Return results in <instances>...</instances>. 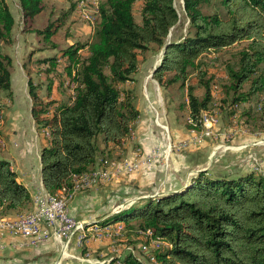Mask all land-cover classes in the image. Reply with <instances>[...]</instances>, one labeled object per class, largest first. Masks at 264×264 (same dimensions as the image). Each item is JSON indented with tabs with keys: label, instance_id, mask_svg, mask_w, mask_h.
<instances>
[{
	"label": "trees",
	"instance_id": "1",
	"mask_svg": "<svg viewBox=\"0 0 264 264\" xmlns=\"http://www.w3.org/2000/svg\"><path fill=\"white\" fill-rule=\"evenodd\" d=\"M210 1L182 0L187 32L180 41L166 42L169 31L178 23L173 0H99L93 23H89L90 40L57 50L64 60L63 72L74 84L70 101L59 103L46 116L55 101L43 102L39 96L41 84L27 79L29 114L37 131L45 134L39 164L41 184L49 199L65 194L70 201L77 191L74 181L91 173L98 157L102 159L96 166H102L107 148H122L139 112L132 93L118 87L133 79L138 56L151 46L163 51L151 77L163 88H186L188 129H202V113L214 100L213 77L199 62L203 53H218L246 42L225 65L221 89L227 100H221L229 115L234 116L239 105L264 94V0H217L222 12L204 13L201 8ZM135 2H139L137 21L132 13ZM17 3L22 24L31 29L44 10L42 0ZM75 5L55 23L48 22L42 30H29L49 43L37 51L56 48L50 39ZM13 26L7 4L0 0V92L8 98L12 96V61L3 47L13 42ZM39 61L48 62L53 69L56 57ZM191 73H196L195 87L201 90L200 96L194 93L195 87L187 85ZM46 91L47 96L51 81ZM255 112L258 117L252 124L258 122L264 133V102ZM30 202L28 191L0 157V217L30 212ZM115 224L122 225L125 247L141 241L142 250L158 240L160 245L143 252L154 264H264V178L252 169L214 176L199 171L183 191L161 193L126 209L104 213L96 227ZM108 264L143 263L127 252Z\"/></svg>",
	"mask_w": 264,
	"mask_h": 264
},
{
	"label": "rangeland",
	"instance_id": "2",
	"mask_svg": "<svg viewBox=\"0 0 264 264\" xmlns=\"http://www.w3.org/2000/svg\"><path fill=\"white\" fill-rule=\"evenodd\" d=\"M97 1L99 0H92L95 12ZM5 2L13 17L14 26L12 30L13 42L10 46L3 47V52L9 55L12 61L10 80L17 99L15 97L16 100H13L12 96L8 98L7 95L0 92L1 158L5 156L3 146L5 148L6 142L3 132L6 130L8 132L18 131L17 134H9L11 137L17 135L14 140L18 139L31 143H35L33 133H36L38 134L36 140L39 146L42 145V140L45 138L44 132L37 131L34 126L33 133L32 131L29 132L28 137V123L25 114L27 115L26 112L30 108V102L26 97L27 89L23 85L24 79L29 78L33 84H41L39 96L43 102L55 101L48 108L46 114V116L51 115L56 105L70 101L74 87L70 77L63 72L64 60L60 59L57 50L76 41L88 42L92 33L89 23L82 20L77 13L76 6H81V0H42L44 10L36 18L35 23L30 26L31 29L22 24L17 0H5ZM72 4L75 5L74 11L65 17L63 25L50 39L56 48L49 51H37L49 43H45L42 36L30 33L29 30H42L48 22L55 23L56 20L60 19L62 13L72 7ZM88 5L90 4L80 8V11H87ZM173 6L177 13L178 23L169 31L166 42L180 41L188 29V22L182 10V0H173ZM138 8L139 2H135L132 13L136 21L138 20ZM201 10L209 14L222 12V7L217 3V0H211ZM245 44L246 42L242 41L218 53L209 51L200 55L199 62L203 64L202 68L207 75L213 77L211 86H213L214 100L212 106L202 113L203 127L198 131L187 127L189 121L185 105V86L179 88L177 85H173L163 88L150 77L152 70L159 64L162 50L151 46L144 55L138 56V67L133 79L118 87L120 90L132 93L134 105L139 112L138 118L129 137L123 142L122 148L110 149L109 147L107 153L103 154V159L109 162L125 159L128 160V164L116 168L115 163L114 171L110 173L113 176L104 183L94 186V188H101L103 196L109 192L107 202L111 203L109 199L110 190L114 193V199L110 197L113 199L112 213L126 209L140 199L154 198L161 193L171 194L172 192L183 191L190 184V179L197 172L203 170L214 176L233 175L238 171L242 173L252 169L264 178V133L259 129L258 122L255 121L254 126L252 124V121L258 117L257 112H255L256 107L264 102V94L257 95L250 102L239 105L234 116L229 115L228 107L221 100H227L221 89V86L225 84L226 62L231 61L232 54ZM81 52L84 53V51ZM52 55L56 57L53 69L48 62L39 61ZM48 69L49 72H47ZM48 81H51V91L47 97L46 85ZM187 85L196 86V73H191L188 76ZM194 93L197 96L202 94L201 90L196 87ZM17 109L21 112L16 117L20 123L17 125V122L13 125L16 120L11 122L14 118V111ZM248 112H250V116H248ZM4 114L12 116L11 119L9 117L10 122L6 129ZM23 114L24 117H21ZM138 126L145 129L143 133L147 136L150 135L146 140H143V134L137 132ZM183 143L186 144V147H179ZM98 147L102 148L99 143ZM99 158L101 157L97 159L99 160ZM131 164H133L132 171ZM110 169L112 170L113 167ZM81 182H83L82 179L76 180L77 191L74 195L72 194L73 196L89 190H82ZM58 197H66V204L71 198L65 194L55 198ZM22 217L23 213L18 214L15 218ZM93 232L98 233L94 234ZM84 236H87L85 241ZM125 237L120 224L107 226L103 229H92L91 231L84 228L82 231L83 239L81 240V236H78L79 240L77 239L76 244H73L76 249L79 248V255H83L84 258L78 254L72 255V261L69 263L82 264L81 260L86 259L87 262L85 263L88 264H108L114 258H122L127 252H130L139 258L143 264H154L146 259V255L143 253L145 250H141V241L133 243V247H125ZM72 239L74 240V238ZM71 240L69 244L72 243ZM87 240L92 243L90 250H87L85 246ZM157 241L154 240L149 243L145 249L149 250L160 245ZM69 244L65 248L66 251L70 247ZM81 248H85L86 251H81ZM65 250L63 251L65 252ZM96 254L101 255L96 256ZM78 258L79 260H77Z\"/></svg>",
	"mask_w": 264,
	"mask_h": 264
},
{
	"label": "crops",
	"instance_id": "3",
	"mask_svg": "<svg viewBox=\"0 0 264 264\" xmlns=\"http://www.w3.org/2000/svg\"><path fill=\"white\" fill-rule=\"evenodd\" d=\"M151 77V76H150ZM27 79H24V87L26 86ZM11 91H12V99L16 100V94L12 87L11 82ZM16 97V99H15ZM26 97H28L26 95ZM28 109L25 114V119L27 118L28 123V137L29 132L32 131L33 133V126L34 123L31 120L30 114ZM19 109L14 111V118L13 120H16V122L13 123L15 125L18 120L16 119L17 115L19 116ZM21 113V112H20ZM4 122H5V129L8 123L10 122V119L12 116H8L6 114L3 115ZM10 117V119H9ZM24 117V114L21 116ZM21 121V120H19ZM20 122L17 123V125ZM137 132L139 134H143V140L147 139L148 135L143 133L145 129L142 127H137ZM31 129V130H30ZM25 132V131H24ZM35 132V131H34ZM4 138H5V148L3 146V149H5V156L2 157L5 159L9 164L11 170L16 174V180L20 184H22L26 190L29 193L30 196V204L29 208L30 210L34 207V196L35 194L42 193L45 198H48V195L45 193L40 179V164H39V152L41 147L44 146V140H42V145L39 146L38 142L36 140V137L38 134L33 133V137L35 138V143H31L29 141L23 142L22 140H14V138L17 136H10L13 135V133H18V131H10L7 130L4 131ZM30 134V136L32 135ZM10 134V135H9ZM142 138V135H141ZM140 138V139H141ZM98 162V159H97ZM96 162V164H97ZM95 164V166H96ZM76 184V180L74 181ZM109 185V184H108ZM107 186V185H106ZM107 190V189H106ZM104 190V191H106ZM75 193V192H74ZM111 198L114 199V193L110 190ZM109 195V192L106 193L103 196V191H101V188H92L89 190H86L81 193H77L73 198L68 202L67 204V210L71 217H73L75 220L81 221L83 223V227L85 229H88L91 231L92 229H101L97 228L96 224L98 221L99 216H101L104 213L111 212L112 211V200L111 203L107 202V196ZM34 197V198H33ZM112 207V208H111ZM18 216V214H12L8 215L5 218L11 219ZM23 218V217H22ZM72 243L69 244L70 247L65 252H61L60 243L54 240H49L45 243H42L36 247H29L25 244L24 240L20 237H14L9 235H4L2 237L1 243H2V249H0V264H70L69 262L72 261V255H79L78 249H76L73 244L74 240H71ZM92 243L89 242V240L86 241L85 246L86 249L90 250L92 247ZM91 245V246H90ZM83 247V246H82ZM101 254H96V256H100ZM104 255V254H103ZM80 256V255H79Z\"/></svg>",
	"mask_w": 264,
	"mask_h": 264
},
{
	"label": "built area",
	"instance_id": "4",
	"mask_svg": "<svg viewBox=\"0 0 264 264\" xmlns=\"http://www.w3.org/2000/svg\"><path fill=\"white\" fill-rule=\"evenodd\" d=\"M76 10L82 20L92 25L94 12L91 0L87 11H79V6H76ZM179 147H186V144L183 143ZM150 159H152V156H150ZM127 161L125 159L117 160V162L102 160V166H95L91 173L82 175V190L92 189L94 186L104 183L109 177L113 176L110 173L114 171L115 163V167L119 168L123 165L127 166ZM111 167H113L112 170ZM132 169L133 164H131V171ZM81 223V221L75 220L69 215L67 204L62 203L61 199L45 198L41 193H38L35 194L33 209L29 213H23V218L7 219L0 217V249H2V237L9 235L20 237L27 246L33 248L49 240H54L60 243L62 252H64L63 250H65L71 238H74L75 243L77 236H82ZM93 233L97 234L98 232ZM86 237L84 236V241ZM142 250L145 249L142 247ZM81 261L87 262L86 259Z\"/></svg>",
	"mask_w": 264,
	"mask_h": 264
},
{
	"label": "bare ground",
	"instance_id": "5",
	"mask_svg": "<svg viewBox=\"0 0 264 264\" xmlns=\"http://www.w3.org/2000/svg\"><path fill=\"white\" fill-rule=\"evenodd\" d=\"M91 2H92V0H91ZM81 6H79V11H80V8L82 9L83 7H85V5H87V4H90V0H81ZM92 8H93V6H92ZM93 12H94V17H95V9L93 8ZM192 134V133H191ZM83 181V180H82ZM83 185V182H81V186ZM42 194V193H41ZM43 195V194H42ZM64 195V194H63ZM44 196V195H43ZM45 197V196H44ZM56 199H61L62 200V203H67V201H66V197H58V198H56ZM14 218V217H13ZM82 224L83 223H81V235H82V231L84 230V227L82 226ZM77 239H78V236H77V238H76V241H77ZM83 238H82V236H81V240H82ZM79 240V239H78ZM76 241H75V244H76ZM145 249V248H144Z\"/></svg>",
	"mask_w": 264,
	"mask_h": 264
},
{
	"label": "water",
	"instance_id": "6",
	"mask_svg": "<svg viewBox=\"0 0 264 264\" xmlns=\"http://www.w3.org/2000/svg\"><path fill=\"white\" fill-rule=\"evenodd\" d=\"M163 54V51L161 52V55ZM160 62V61H159ZM154 70V69H153Z\"/></svg>",
	"mask_w": 264,
	"mask_h": 264
}]
</instances>
